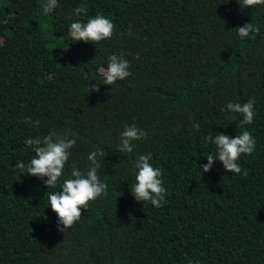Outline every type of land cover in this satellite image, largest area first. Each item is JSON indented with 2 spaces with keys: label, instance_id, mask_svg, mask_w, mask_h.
Here are the masks:
<instances>
[{
  "label": "trees",
  "instance_id": "16d2710c",
  "mask_svg": "<svg viewBox=\"0 0 264 264\" xmlns=\"http://www.w3.org/2000/svg\"><path fill=\"white\" fill-rule=\"evenodd\" d=\"M44 3L0 0V264H264V5L57 0L45 15ZM97 14L113 22L112 37L71 41V23ZM249 22L260 31L241 39L237 26ZM113 54L131 74L89 90ZM249 100L254 121L241 128L227 104ZM131 125L147 136L120 153ZM244 130L256 144L238 161L242 173L218 159L203 172L217 154L206 137ZM50 131L76 139L55 188L14 167L35 155L25 140ZM95 150L105 152L97 174L107 193L61 232L48 195L73 166L86 172ZM148 153L166 189L160 207L129 190Z\"/></svg>",
  "mask_w": 264,
  "mask_h": 264
},
{
  "label": "clouds",
  "instance_id": "9594fccd",
  "mask_svg": "<svg viewBox=\"0 0 264 264\" xmlns=\"http://www.w3.org/2000/svg\"><path fill=\"white\" fill-rule=\"evenodd\" d=\"M236 2L241 8L264 5V0H236ZM56 3L57 0H46V3L42 5L43 13L48 15L52 12ZM87 11L88 9L84 5L74 9L77 16L86 14ZM114 27L110 19L97 14L95 17L89 18L86 23L79 20L71 23L69 34L73 42L84 41L97 44L110 39ZM259 31V26L251 22L237 26V35L241 39L249 37L250 34L259 33ZM130 74L127 60L115 54L110 55L107 67L100 69L102 80L95 84L92 83L89 90L94 89L99 92L100 84L111 86ZM254 104V100H249L243 104L230 102L227 104V109L242 116L240 127L243 128L254 121ZM25 122L32 123L31 118L26 117ZM35 125L38 126L39 121H35ZM193 127L199 131L200 125L194 124ZM146 136L147 133L138 129L135 125L128 126L120 134V145L116 151L131 153L133 151V141L142 140ZM206 142H212L216 146L217 154L216 156H206L208 163L200 165L203 172H208L212 168L214 160L218 159L223 163L226 171L237 175L242 173L238 163L240 157L242 155H252L256 144L255 139L247 130L242 131L234 138L225 133H219L214 138L208 136ZM75 144V138H69L67 134H58L55 131H50L43 138H28L25 140V145L30 147L35 155L27 164L18 161L14 167L19 171V174L39 177L43 179L47 188H55L63 175L65 164L69 160L70 150ZM103 157H105L103 150L92 151L87 157L90 166L86 172H82L79 168L73 166L70 173L71 178L63 181L59 191L49 193L48 206L58 218L59 231L64 232L70 228L80 219L82 210H86L91 201L107 193V184L102 182L97 174ZM151 159V153L138 156L134 165L137 170L135 183L132 184L129 190L137 202H151L153 206L160 207L165 202L166 189L163 187L161 179L162 172L159 168L153 167L150 163ZM243 175L246 176L247 172H243ZM60 224L63 227H59Z\"/></svg>",
  "mask_w": 264,
  "mask_h": 264
}]
</instances>
